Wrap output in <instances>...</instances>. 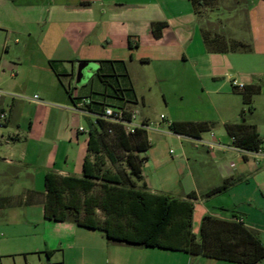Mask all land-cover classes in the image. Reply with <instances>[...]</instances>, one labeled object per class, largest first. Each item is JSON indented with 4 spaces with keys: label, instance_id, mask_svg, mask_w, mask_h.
<instances>
[{
    "label": "crops",
    "instance_id": "0c3cea01",
    "mask_svg": "<svg viewBox=\"0 0 264 264\" xmlns=\"http://www.w3.org/2000/svg\"><path fill=\"white\" fill-rule=\"evenodd\" d=\"M216 2L220 25L198 20L189 0H0V90L7 93L0 111L8 114L0 127V264L17 257L30 264V255L42 264L47 254L52 264H123L125 250L135 253L131 264H237L111 242L101 231L44 218L46 174L82 176L89 137L79 129L94 118L75 107L90 96L96 110L122 107L150 123L164 116L160 131L147 132L138 186L190 200L194 235L207 215L242 220L264 246V144L259 153L241 152L226 131L254 129L264 142V0ZM207 29L248 49L208 53ZM233 80L260 87L249 106ZM171 123L207 130L192 139L170 132ZM227 181L234 184L208 196Z\"/></svg>",
    "mask_w": 264,
    "mask_h": 264
},
{
    "label": "trees",
    "instance_id": "16d2710c",
    "mask_svg": "<svg viewBox=\"0 0 264 264\" xmlns=\"http://www.w3.org/2000/svg\"><path fill=\"white\" fill-rule=\"evenodd\" d=\"M198 20L210 24H221L223 10L216 0H189ZM163 24H156L154 29ZM203 43L208 53L225 54L248 47L227 41L220 33L202 30ZM255 86L244 89L243 104L249 106L253 94L259 92ZM86 109L101 114L105 107L121 110L125 120H130L134 111L122 107L100 104L93 108L92 97ZM82 101V100H81ZM233 126L226 131L232 145L244 152L261 150L262 140L252 129L235 133ZM169 131L175 135L198 139L207 130L202 124L171 123ZM87 156L82 165L80 178H62L46 174L44 178V218L53 222L70 221L77 226L103 232L111 242L125 243L170 251H180L191 256L206 257L237 264H257L264 260V246L256 234L243 227L242 222L230 223L211 216L203 217L197 235L192 233L193 203L190 200L149 193L143 185L142 164L147 159L143 154L150 148L147 132L136 129L127 133L122 125L98 120L97 127L88 133ZM114 138L115 145L123 152L117 157L108 147L105 138ZM123 163L115 172L106 167ZM99 184V193H94ZM234 181L211 190L208 196L225 192ZM189 199H194L190 195ZM239 239L244 240L240 243ZM47 257L50 258L49 254Z\"/></svg>",
    "mask_w": 264,
    "mask_h": 264
},
{
    "label": "built area",
    "instance_id": "2783aa9c",
    "mask_svg": "<svg viewBox=\"0 0 264 264\" xmlns=\"http://www.w3.org/2000/svg\"><path fill=\"white\" fill-rule=\"evenodd\" d=\"M231 85L239 91L244 90V85L237 83L234 80L231 81ZM6 95H7V93L0 90V100ZM11 96L15 97V95H11ZM31 100L33 102H37L38 96L34 95ZM88 105H90V99L87 97V98L82 99L79 106L75 107V109L82 114L89 115V116H92L94 118V120L90 124V129H94L95 127H97V121L102 119L104 121H109L112 123L122 125L125 128V131L127 133H130V134H133L136 129H142V130H145L146 132L160 131L162 129L160 122H163L165 119L164 116H160V119H159L160 122H152V123L143 122V121H140L138 119L139 118L138 113L134 112L131 115L130 120H125L121 110L113 109L110 107H105L101 114H94V113L89 112L86 109V106H88ZM7 118H8L7 112L0 111V127H2L6 123ZM90 129L85 131V129L80 128L79 131L89 133ZM235 149H237V148H235ZM239 151H241V150H239ZM259 152L260 151H258L257 153H259ZM238 222L240 223V222H242V220H239Z\"/></svg>",
    "mask_w": 264,
    "mask_h": 264
},
{
    "label": "rangeland",
    "instance_id": "374dc122",
    "mask_svg": "<svg viewBox=\"0 0 264 264\" xmlns=\"http://www.w3.org/2000/svg\"><path fill=\"white\" fill-rule=\"evenodd\" d=\"M217 7H218V5H217ZM213 27L210 26V28H213ZM156 114L157 115L159 114L158 111H157ZM105 141H106L108 147L111 149V151L114 153L115 156L122 157L124 155L123 152L115 145L114 138H112V137H106L105 138ZM173 143H175V142H173ZM173 143L171 142V144L168 146V150H172V154L176 151V148L173 145ZM104 159H105V162H106V167L108 169H110L111 171H113V172H115L116 170H118V169H120L121 167L124 166L123 163H117L116 165H111L106 160L105 157H104ZM97 185L98 186L95 188L94 193H99V184H97ZM262 204H264V201H262ZM23 236L24 237L21 238L23 242H25V241H27L29 239H32L30 237V235L29 236L23 235ZM26 238H28V239H26ZM0 257H1V260L3 261L4 258H2L3 256L1 254V252H0ZM135 258H136L135 257V253L134 252H131L130 253V251H127V250H125V252H122V254H118V259H122L123 260V264H131V263H133L135 261ZM21 259L22 258L17 257L16 258V263L17 264H22L23 260H21ZM41 259H42V264H46V259L43 258L42 256H41ZM37 262H38V256L30 255L28 257V263H30V264H37ZM3 264H9V260L5 259L4 262H3Z\"/></svg>",
    "mask_w": 264,
    "mask_h": 264
},
{
    "label": "water",
    "instance_id": "95a60500",
    "mask_svg": "<svg viewBox=\"0 0 264 264\" xmlns=\"http://www.w3.org/2000/svg\"><path fill=\"white\" fill-rule=\"evenodd\" d=\"M88 66H89V65L86 64V63L80 64L79 69H78V76H79V77H82V76H83V70H84L86 67H88ZM46 264H52V263L50 262L49 258L46 259Z\"/></svg>",
    "mask_w": 264,
    "mask_h": 264
}]
</instances>
